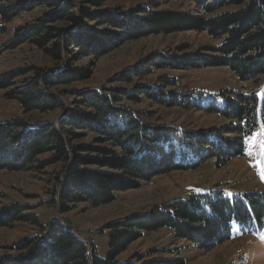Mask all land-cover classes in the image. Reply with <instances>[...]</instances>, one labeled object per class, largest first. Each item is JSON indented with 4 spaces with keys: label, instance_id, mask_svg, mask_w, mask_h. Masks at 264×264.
<instances>
[{
    "label": "trees",
    "instance_id": "obj_1",
    "mask_svg": "<svg viewBox=\"0 0 264 264\" xmlns=\"http://www.w3.org/2000/svg\"><path fill=\"white\" fill-rule=\"evenodd\" d=\"M9 1L0 0L2 23L19 15L18 7ZM91 1L98 5L97 0ZM188 1L208 16L198 17L190 12H156L145 6L125 14L114 10L92 13L85 7L80 8L82 18L115 31L98 33L86 23L80 24L74 14L75 3L48 0L51 7H57L54 14L63 9L59 15L79 28L66 34L41 20V25L31 28L28 34L39 47L57 41L51 53L59 63L64 58L62 53L69 48L80 51L70 53L74 59L106 55L112 37L126 35L132 40L142 35L204 32L221 41L219 46L211 49L216 56L208 59L229 67L243 82L256 81L264 76V0ZM71 57L53 74L43 75L39 82L16 93L15 99L26 112L49 113L64 108V103L51 89L83 81L82 77H86L85 71L71 66ZM204 58L196 53L179 57L159 52L146 64L140 63L128 74H120L117 81L133 83L137 78L150 76L154 68L197 70L204 66L199 62ZM12 78L9 74H0V89L9 88ZM176 85L175 80L161 77L157 84H144L135 91L168 107L183 106L189 100L196 109L218 115L230 124L199 134L170 125H152L142 120L140 113L122 104L125 99L137 100L135 93L106 86L86 89L77 93L74 108L58 122L29 128L21 121H1L0 170L29 172L61 163L63 172L56 178L55 194L62 212L66 213L81 203H89L94 208L109 205L119 192L137 189L141 182L156 176L196 170L212 159H216L217 166L222 168L243 156L244 139L264 125V98L260 100L253 90L224 91L221 93L225 100L223 106L212 103L202 108L193 102L198 92L184 96L166 91ZM81 131L94 135L95 145L79 143ZM46 154H52L51 159L39 161ZM31 210L30 206L21 203L0 208V227L13 228L22 222L40 228V232L10 248L13 254L2 256L0 264H186L185 259L179 258L148 259L154 251L124 262L118 258L145 233L163 228H170L178 240L192 243L202 251H211L230 241L235 225L241 227L244 235H259L264 230V193L249 192L230 198L225 190L210 188L204 193L192 194L187 200L175 199L147 213L107 225L110 250L103 259L93 245L76 235L71 226L59 219L42 224Z\"/></svg>",
    "mask_w": 264,
    "mask_h": 264
},
{
    "label": "rangeland",
    "instance_id": "obj_2",
    "mask_svg": "<svg viewBox=\"0 0 264 264\" xmlns=\"http://www.w3.org/2000/svg\"><path fill=\"white\" fill-rule=\"evenodd\" d=\"M48 0H10L9 3L18 7L19 15L8 23L0 19V74H9L11 86L0 89V122L21 121L29 128L47 122H58L67 112L74 108L78 94L86 89L107 88L135 93L137 100L125 99L123 105L127 109L140 113L146 123L152 125H170L180 127L188 132L199 134L213 128L228 126L230 122L212 113L196 109L187 100L183 106H164L157 101L138 95L137 90L144 84H157L161 77H167L177 82L166 91L177 94H197L193 102L202 108L214 103L223 106L225 103L221 93L224 91L250 92L253 90L260 100L264 98V76L259 80L240 81L229 67L217 65V61L208 59L216 54L211 49L220 45L221 41L211 38L204 32L185 31L172 34L142 35L137 39L130 37H112L108 45L109 53L103 56H80L77 59L70 53L80 51L69 48L62 53L64 58L56 62L52 55L53 43L39 47L33 43L28 31L41 25H46L65 31L66 34L78 25H71L65 17L54 14L57 7L50 6ZM75 3L74 14L81 23L90 26L93 32H113L107 27L82 18L80 8L90 12L104 10L128 11L145 6L151 11H173L176 13H194L198 17H207L205 11L199 10L188 0H97L98 5L91 0H63ZM73 8V7H72ZM69 11V10H68ZM126 17V16H124ZM112 33V34H113ZM119 34L118 32H116ZM179 57L186 53H196L206 58L202 68L197 70L153 69L151 75L133 83L117 81L120 74H128L129 70L146 61L155 54ZM71 57L72 67L85 71L86 77L69 85H61L51 89L52 93L63 103L64 108L49 113L26 112L19 100L15 99L18 91L30 84L39 82L43 75L53 74L63 62ZM64 59V60H63ZM217 62V63H216ZM162 90V89H161ZM135 91V92H134ZM122 95V93H117ZM199 108V107H198ZM200 109V108H199ZM264 125L256 129L244 139V155L230 161L226 166H217L216 159L202 163L196 170L174 171L156 176L147 182H141L140 187L119 192L116 200L106 206L94 208L89 203L75 205L70 211L63 213L61 203L56 199V178L63 172V165L56 164L35 171L0 170V208L13 203H21L31 207V213L37 215L42 224L52 219H59L71 226L76 235L93 245L97 255L105 259L109 254V231L107 225L124 220L135 214L147 213L157 206L165 205L175 199L187 200L192 194L204 193L210 188L225 190L226 196L232 198L244 193H264V155L261 154L259 141L264 135L257 133ZM79 143L95 145L94 135L80 132ZM52 154H46L39 161H48ZM110 171L108 169H102ZM40 232L38 226L30 223H17L13 228L0 227V258L13 254L10 248L21 243L25 238ZM91 247V246H90ZM154 251L148 259H185L186 264H264V231L260 235H244L241 227L235 225L232 239L214 247L211 251H202L192 243L178 240L174 231L163 228L152 233H145L141 239L133 243L119 258V261L136 259Z\"/></svg>",
    "mask_w": 264,
    "mask_h": 264
},
{
    "label": "snow or ice",
    "instance_id": "obj_3",
    "mask_svg": "<svg viewBox=\"0 0 264 264\" xmlns=\"http://www.w3.org/2000/svg\"><path fill=\"white\" fill-rule=\"evenodd\" d=\"M264 135V129L261 130V132L257 133V137ZM260 148H261V154L264 155V140L259 141Z\"/></svg>",
    "mask_w": 264,
    "mask_h": 264
}]
</instances>
